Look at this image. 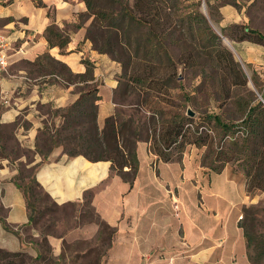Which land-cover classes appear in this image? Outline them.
<instances>
[{
  "label": "crops",
  "instance_id": "crops-1",
  "mask_svg": "<svg viewBox=\"0 0 264 264\" xmlns=\"http://www.w3.org/2000/svg\"><path fill=\"white\" fill-rule=\"evenodd\" d=\"M209 1L216 33L259 79L264 100V45L234 34L244 27L264 36V5ZM86 12L83 0H0V37L8 46V66L0 67V249L36 264H45L46 250L60 264H253L242 219L258 200L229 167L211 172L195 153L167 163L139 142L131 188L112 174L111 162L70 157L55 143L63 114L89 88L98 89L100 131L118 108L122 66L94 49L87 38L93 18L80 19ZM52 26L68 39L64 49L50 46ZM88 63L94 80L70 79L85 75ZM88 211L115 232L110 244Z\"/></svg>",
  "mask_w": 264,
  "mask_h": 264
},
{
  "label": "trees",
  "instance_id": "trees-1",
  "mask_svg": "<svg viewBox=\"0 0 264 264\" xmlns=\"http://www.w3.org/2000/svg\"><path fill=\"white\" fill-rule=\"evenodd\" d=\"M83 1L87 6V12L82 14L80 19L93 18L88 29V40L96 51L108 55L121 64L124 72L119 77V87L115 92L116 104L119 107L121 102H125L133 95H136L138 99L136 103L128 104L131 108L128 113L117 109L114 115L107 118L104 130L100 131L96 106L100 100L98 89L89 88L63 114L65 123L60 130L56 131L54 141L60 144L70 157L82 155L92 162H111L112 174L120 176L133 188L138 173L137 145L139 142H149L151 151L161 160L169 163L181 161L182 156L175 158L173 154L166 152L173 147H180L182 152L181 150L179 152L182 154L184 149L182 143L188 140L189 130H186L185 118L178 116V113L169 118L168 114L154 107V103L149 100L151 98L159 100L162 96L168 97L170 90L178 88L160 85L162 79H157L156 73H153L154 70L159 69L155 62L162 60L164 56H166L165 61L169 59V55L164 54L168 47L166 42L170 43L165 35H171L172 32L168 33L171 26L169 23L171 16L168 12L172 11L170 3L174 1L133 0L132 4L130 0ZM209 3L210 1L207 0L211 13ZM179 8L181 13L183 6L179 5ZM178 19L183 22L181 15ZM187 22L189 30L202 37L200 44L205 54L209 57L216 54L218 64L224 69L235 70L237 77L241 78L246 85L247 76L242 65L234 53L225 46L222 37L210 25L208 17L198 11L195 17L189 15ZM234 30L239 40H250L264 45V36L257 32L246 30L244 27ZM47 34L50 46L55 45L64 49L69 42L67 38H62L54 26L48 28ZM42 60L46 62L49 60L54 66H58L61 72L67 69L66 66L52 60L49 55H45ZM73 78L84 81L94 80L93 67L88 63L86 74L76 77L71 74L70 79ZM252 82L257 92L262 95V87L258 84L256 76L252 77ZM130 84L138 87H128ZM121 85L127 87H121ZM116 99L121 102L118 103ZM237 106L243 114L238 122H226L219 115L209 117L215 127L223 133V135L220 133L222 135L221 149L219 152L211 151L201 165L211 172L221 173L228 164L240 162L249 179L248 192H264V103L254 91H250L249 100L242 99ZM142 108L150 115H143ZM207 144L208 139L200 136V147ZM97 222L101 227L100 233L102 234V229L106 232L102 242L110 244L115 232L99 219ZM242 227L245 229V225ZM246 237L249 242L247 232ZM23 255L25 254L22 252L12 253L0 249V257L3 259ZM43 260L45 264L48 261H51V264H60L62 261H54L50 251L47 250Z\"/></svg>",
  "mask_w": 264,
  "mask_h": 264
},
{
  "label": "rangeland",
  "instance_id": "rangeland-1",
  "mask_svg": "<svg viewBox=\"0 0 264 264\" xmlns=\"http://www.w3.org/2000/svg\"><path fill=\"white\" fill-rule=\"evenodd\" d=\"M132 1L133 0H130L131 4ZM173 1L174 2L170 3L172 7L170 9H172V11L169 10L168 12L171 16L169 22L171 26L168 33L172 32L171 35H165L170 43L168 41L166 42L168 47L164 54L169 55V59L165 61L164 58L166 56H164L162 60L155 62L159 69L154 70L153 73H156L157 79H162L160 85L163 84L164 87L178 88L170 90L168 97L162 96L159 100L153 98L149 100L154 103V107L168 114L169 118L177 113L178 116L184 117L186 130H189L187 142L182 143L184 145L183 155L181 154L182 149L180 147H173L166 153L173 154L175 158L183 157L187 153H195L199 157L200 164H202L211 151L219 152L221 149L220 141L223 133L215 127L214 122L210 121L209 117L212 115H219L226 122H238L243 117L242 112L237 106L238 103L242 101V99L249 100L250 91H254L259 99H261L262 95L257 92L249 74H246L249 73L247 68H243L242 66L247 76V84L245 85L243 80L237 77V74L234 72L235 70L230 71L227 68L224 69L218 64L215 56L216 54L210 57L207 56L200 44L202 40L200 34L195 35L189 30V24L187 22L188 16L192 15L195 17L197 12L201 11L208 17L213 29L219 31L212 21L215 13L212 11L210 13L207 0ZM259 3L260 8L263 7L264 0H259ZM179 5L183 6V11L181 13ZM180 15L182 16L183 22H180L178 19ZM222 41L225 46L229 45L226 39H222ZM48 62V64L53 66V63L49 60ZM173 76H177V78L175 79ZM256 80L261 87V83L257 77ZM121 87L127 86L121 85ZM128 87L138 86H132L130 84ZM137 99L138 97L136 95L128 97L125 102L116 99L118 103L121 102L123 104H120L117 109H121L128 113L131 110L128 104L132 102L136 103ZM169 103L174 104L170 105ZM141 112L143 115H150L144 108L141 109ZM190 112L192 115L189 114ZM200 136L208 139L207 145L200 147ZM152 146L154 147L153 142ZM180 150L181 152H179ZM226 167L230 168L232 176L235 177L238 182H242L245 185L247 195L250 198H255L257 196L258 202L256 204L245 206L242 225H245L247 236L249 237L251 248L250 257L253 264H264V192H248L249 179L240 162H232ZM34 191L40 193L37 189H34ZM88 215L90 219L97 221L93 211H88ZM102 237H106V232L103 229L101 239ZM71 247L72 249L76 248L74 245ZM69 252L70 255L73 253L72 250ZM93 258H97V254H95ZM0 262V264H36L34 259L27 254L17 258L5 257L3 259L0 257ZM50 262L51 261H48L46 263L51 264ZM91 262L96 263L93 261ZM82 264H87V262Z\"/></svg>",
  "mask_w": 264,
  "mask_h": 264
},
{
  "label": "built area",
  "instance_id": "built-area-1",
  "mask_svg": "<svg viewBox=\"0 0 264 264\" xmlns=\"http://www.w3.org/2000/svg\"><path fill=\"white\" fill-rule=\"evenodd\" d=\"M7 49V43L3 40V38L0 37V67L4 69L8 66V61L6 57Z\"/></svg>",
  "mask_w": 264,
  "mask_h": 264
},
{
  "label": "water",
  "instance_id": "water-1",
  "mask_svg": "<svg viewBox=\"0 0 264 264\" xmlns=\"http://www.w3.org/2000/svg\"><path fill=\"white\" fill-rule=\"evenodd\" d=\"M260 97H261V96H260ZM261 100L264 102V100H263V98H262V97H261ZM189 114H190V115H192V113H191V112H190Z\"/></svg>",
  "mask_w": 264,
  "mask_h": 264
}]
</instances>
